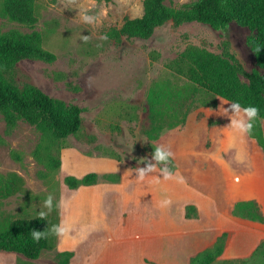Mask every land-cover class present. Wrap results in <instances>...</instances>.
<instances>
[{
	"label": "rangeland",
	"instance_id": "obj_1",
	"mask_svg": "<svg viewBox=\"0 0 264 264\" xmlns=\"http://www.w3.org/2000/svg\"><path fill=\"white\" fill-rule=\"evenodd\" d=\"M195 1L170 0L167 4L180 8ZM143 2L38 0L39 20L33 27L0 16V30L3 33L14 30L40 32L44 36L45 48L57 58L52 63L20 61L15 71L19 87L31 84L52 99L77 105L83 110L80 132L52 143L40 130L24 122L9 132L0 118V135L5 141L0 144V191L4 181L13 174L23 181L19 193L8 198L0 196V227L13 220L39 217L41 202L49 193L54 197V205L61 199L67 202L72 193L64 183V178L69 174L62 169V156L68 149L90 157L120 159L136 168L142 167L146 158L151 159L153 147L163 145L175 154L167 165L176 177L172 179L173 190L180 184L190 186L218 198L223 210V198L231 195L232 185L245 182L255 186L259 181H264V151L255 140L249 136L243 139L246 163H237L234 151L227 148V130L222 128L229 120L216 111L222 104L219 98H210L199 91L195 101L197 108L189 112L183 124L163 131L156 140H150L147 135L152 126L149 90L155 83L161 82L178 87L186 84V79L179 77L168 65L188 46L194 45L227 58L224 44L228 41L229 52L238 58L247 72L264 74L255 51V31L238 22L230 23L226 29H216L200 22L177 24L171 20L157 28L148 39L122 37L117 41L109 37V32L119 29L126 18H137L143 14ZM79 8L98 15V22L91 25L82 22L77 16ZM82 34L89 35L87 42L81 41ZM104 34L108 35L107 40L101 39ZM163 99L167 107L170 99L167 91ZM203 101L215 102V106L204 105ZM115 102L137 105L138 120H121L111 106ZM110 111L112 115L107 114ZM99 120L102 123L98 124ZM262 127L264 130V120ZM45 143L52 145L47 162L35 156V152ZM111 152H114L115 158L108 156ZM14 154H19L21 161H17ZM57 160L61 161L59 168L54 164ZM162 166L158 165V168ZM103 179L110 181L109 178ZM180 197L177 192L176 195L173 193V207L175 203L180 205ZM261 198L260 212L264 218V189ZM56 213L60 222L62 208L54 207L46 217L53 221ZM191 215L196 218L197 211L194 209ZM246 220V226L235 224V229L227 233L226 254L217 257L211 264H264V236L257 237L258 232L264 230V220ZM196 229L189 226L181 231L182 234L188 233V264H193L195 258L214 245L207 246L213 238L202 240L195 233ZM179 232L173 230V235ZM244 238H249L251 242V254L246 258L235 257L234 251L240 249ZM59 241L57 237L55 247L44 251L34 264H60ZM77 256L73 261L82 262L83 247L79 248ZM12 259L14 263V257Z\"/></svg>",
	"mask_w": 264,
	"mask_h": 264
},
{
	"label": "trees",
	"instance_id": "obj_2",
	"mask_svg": "<svg viewBox=\"0 0 264 264\" xmlns=\"http://www.w3.org/2000/svg\"><path fill=\"white\" fill-rule=\"evenodd\" d=\"M168 1L170 0H144L143 14L137 18H126L119 29L109 32V37L117 41L122 37L148 39L157 28L171 20L177 24L200 22L216 29H226L230 23L238 22L255 31V51L258 63L264 69V0H197L180 8L169 6ZM0 16L33 27L39 20L38 0H1ZM229 47L230 43L225 41L227 58H224L191 45L171 61L168 67L187 82L181 87L161 82L150 88L148 101L152 126L147 132L150 140H156L163 131L183 124L189 112L197 108L195 101L200 91L210 98L239 100L243 105H256L260 110L259 118L252 134L248 136L264 151V74L247 72L238 58L229 52ZM56 59V55L45 48L42 33H22L17 30L3 33L0 30V118L7 131H13L20 122H24L40 130L51 143L66 140L80 132L83 110L79 106L54 100L31 84H24L20 88L15 80L16 67L20 61L41 60L52 63ZM166 91L170 96L167 107L163 99ZM203 102L204 105L215 106V102ZM111 106L121 120L135 121L139 118L138 106L135 104L115 102ZM107 114L112 115L111 111ZM98 122L102 123L101 120ZM3 143L5 141L0 135V144ZM49 145L45 143L35 152L38 160L47 162L52 149V145ZM14 155L17 161H21L19 154ZM114 155L111 152L108 156L115 158ZM54 164L59 168L61 161L57 160ZM99 178L94 172L82 178L68 175L64 178V183L74 190L81 186L95 185ZM103 178H109L111 182L119 181L118 175L107 174ZM4 182L0 191L3 198L21 191L23 181L19 176L13 174ZM194 209V206L186 207L187 218H192L191 211ZM232 213L251 221L264 220L258 205L253 201L236 203ZM57 218L58 213L53 221L47 217H36L17 219L1 225L0 251L22 255L25 259L19 258L17 264H34L33 261L38 260L44 251L55 247L57 236L52 234L51 227L59 223ZM31 229L44 231L46 237L38 243L34 242L29 232ZM226 237L227 233L221 235L212 248L193 260V264L214 262L225 249ZM74 255L73 251L59 252V263L70 264Z\"/></svg>",
	"mask_w": 264,
	"mask_h": 264
},
{
	"label": "crops",
	"instance_id": "obj_3",
	"mask_svg": "<svg viewBox=\"0 0 264 264\" xmlns=\"http://www.w3.org/2000/svg\"><path fill=\"white\" fill-rule=\"evenodd\" d=\"M62 169L77 178L92 172L100 177L95 185L70 189L67 206L62 207L61 219L71 223L73 229L60 238L59 249L76 252L70 264H188V233L181 231L195 226L202 240L213 238L207 245L211 246L221 235L233 231L235 224L246 226V219L232 213L236 203L253 201L262 210L264 181L255 186L245 182L232 185L231 195L223 198V210L218 198L183 184L173 190L172 180H162L158 173L139 182L135 179L136 168L116 159L90 157L68 149L62 156ZM107 174L118 175L119 181H104ZM176 192L181 195L180 205L175 203L173 207ZM165 198L170 202L161 207ZM187 206L195 207L196 218L186 217ZM173 230L180 232L173 235ZM258 236H264V230ZM81 247L82 262H75ZM249 254L251 242L244 238L233 255L246 258ZM19 258L25 259L17 253L0 251V264H17Z\"/></svg>",
	"mask_w": 264,
	"mask_h": 264
},
{
	"label": "clouds",
	"instance_id": "obj_4",
	"mask_svg": "<svg viewBox=\"0 0 264 264\" xmlns=\"http://www.w3.org/2000/svg\"><path fill=\"white\" fill-rule=\"evenodd\" d=\"M77 16L80 17L82 22L85 24H94L98 22V15L90 14L86 10L79 8ZM88 34H82L80 39L83 42L89 40ZM102 40H107L108 35L104 34L101 36ZM221 106L218 111L220 115L228 118L229 123L222 129L227 130L228 144L227 148L234 151V159L237 163H246L247 152L243 147L244 137L251 135L255 126L257 119L259 118V108L256 105L248 104L243 105L239 100H222ZM227 104L228 107H224ZM174 152L163 145H157L153 147V152L151 154V159H145L142 163V167H136V180L143 182L146 177L150 174L158 173V176L162 180H172L175 179V174L171 168L167 165L171 162L174 157ZM158 165H164L158 168ZM170 201L165 198L160 202L161 207L167 206ZM66 202L61 199L54 205V197L51 193L41 202V208L38 212L39 217H46L54 207L57 209L66 207ZM73 229V225L65 219H61L58 224L52 225L51 232L58 238L67 237ZM31 238L34 242H39L41 239L46 237L44 231L31 229Z\"/></svg>",
	"mask_w": 264,
	"mask_h": 264
}]
</instances>
